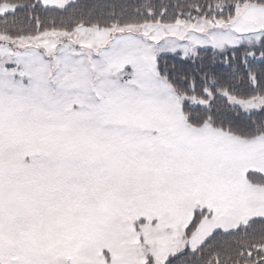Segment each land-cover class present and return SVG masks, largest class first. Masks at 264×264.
I'll use <instances>...</instances> for the list:
<instances>
[{"label":"rangeland","instance_id":"rangeland-1","mask_svg":"<svg viewBox=\"0 0 264 264\" xmlns=\"http://www.w3.org/2000/svg\"><path fill=\"white\" fill-rule=\"evenodd\" d=\"M208 2L215 5L212 23L144 20L139 28L75 32L32 25L28 39L0 33V264H162L211 231L264 212V187L247 180L249 170L264 172V135L249 140L214 128L204 118L209 111L199 124L188 123L148 51L159 44L171 50L180 39L193 50L237 47L242 38L264 48V0ZM229 98L245 111L264 105L258 95ZM151 129L166 136L164 158L147 148L160 145ZM35 153L42 155L20 163ZM150 153L159 154L152 163ZM133 171L134 180L112 183ZM58 174L61 189L48 182L46 209L38 188ZM203 206L216 210L208 228L187 234Z\"/></svg>","mask_w":264,"mask_h":264},{"label":"trees","instance_id":"trees-1","mask_svg":"<svg viewBox=\"0 0 264 264\" xmlns=\"http://www.w3.org/2000/svg\"><path fill=\"white\" fill-rule=\"evenodd\" d=\"M113 3L120 7V11L128 19L135 21H141L144 17V12L142 11L145 6V0H112ZM212 2V0H209ZM254 2V0H250ZM256 2L261 3L262 0H256ZM14 4L18 8L13 13L10 14H0V32L11 35L14 37H26L31 36L34 32L30 27L32 26L31 16L33 12H36L37 17H43L41 13L49 12V8L44 7V5L39 0H0V5L4 4ZM215 5L217 2L213 1ZM211 5L208 0H196L192 3V8L201 16L211 13L212 8L215 6L206 7ZM109 8L106 2L97 0H76L71 3L66 9H69V16L77 21L76 24L85 23L83 21L85 12L90 9H94V12L99 14L106 11ZM94 21L98 16L92 15ZM89 24V23H86ZM35 26V25H34ZM238 51L228 52L227 54H222L224 62L223 65H232L234 70L237 69L244 70L246 75L243 78L249 84V71L258 68L255 72L256 75L261 77L264 81V73L262 67L264 66V61L255 62L251 59L246 58L245 53L242 51L241 56H237ZM224 56H227L228 60ZM207 58H211L208 57ZM206 58V60H207ZM219 59V57H218ZM215 71V67L212 63L199 62L193 63V75L195 83L197 80L203 83L211 74ZM198 85V84H197ZM198 221L195 222V226ZM194 229V223L187 226V234H191ZM223 231V230H222ZM223 234V233H222ZM240 237H227L221 235L217 238H209L204 241L200 247L196 250H187L177 254V256H172L169 264H264V249L258 247L254 241H240L245 238L246 233L243 231L239 232ZM214 238V239H213ZM255 240V239H254ZM261 241L264 242V236ZM240 242V243H239ZM241 245L238 248L239 255L236 253L235 246Z\"/></svg>","mask_w":264,"mask_h":264}]
</instances>
